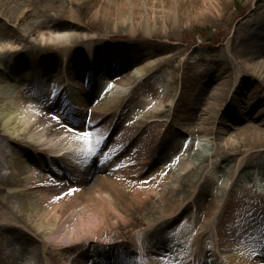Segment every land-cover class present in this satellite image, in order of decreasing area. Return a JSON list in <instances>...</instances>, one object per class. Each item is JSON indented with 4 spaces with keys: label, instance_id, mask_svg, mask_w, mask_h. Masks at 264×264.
<instances>
[{
    "label": "bare ground",
    "instance_id": "obj_1",
    "mask_svg": "<svg viewBox=\"0 0 264 264\" xmlns=\"http://www.w3.org/2000/svg\"><path fill=\"white\" fill-rule=\"evenodd\" d=\"M0 1V16L9 15L12 23L32 12L66 19L63 25L55 21L46 26L43 46L28 49L25 65L0 46V136L6 140L0 147L11 151L7 172L0 177V242L4 233H14L23 255L27 246L39 248L42 264H129V259L137 264H264V172L257 169L258 177L251 180L258 162L237 153L242 139L264 148L263 89L247 108L241 106L240 95L241 75L249 72L264 81V15L259 5L253 17L236 27L229 48L234 56L204 106H197V97L190 112L178 116L155 109L173 99L156 83L146 85L156 65L134 72L133 56L141 47L145 52L154 35H166L183 22L223 21L229 0H96L92 15L107 17L112 31L125 27L134 38L138 31L145 35L143 42L130 41L111 51L98 48L97 54L92 51L98 42L75 10L82 0ZM35 1L46 4L34 7ZM8 3L12 6L6 12ZM77 42L81 49H73ZM54 59L60 60L59 70L52 69ZM133 86L141 91L143 110L124 124L119 110ZM73 108L91 117L89 126L63 127L61 121ZM233 110L240 118L226 121ZM197 112L198 122L191 123ZM163 118L177 122L185 134L208 140L185 143L165 134L161 144L172 149L162 154L151 145L149 128ZM246 121L253 122L239 128L233 140L217 141L224 132L222 122L226 130ZM85 147L92 154L82 160ZM218 173L227 176L224 185ZM214 185L219 186L217 193L210 189ZM10 198L17 201L12 208L6 204ZM146 206L143 217L132 215ZM118 220L145 227L134 231L129 243L115 236L109 242ZM181 221L185 223L177 229ZM128 232V226L121 230ZM58 254L65 256L63 263H58ZM10 258L0 249V264Z\"/></svg>",
    "mask_w": 264,
    "mask_h": 264
},
{
    "label": "rangeland",
    "instance_id": "obj_2",
    "mask_svg": "<svg viewBox=\"0 0 264 264\" xmlns=\"http://www.w3.org/2000/svg\"><path fill=\"white\" fill-rule=\"evenodd\" d=\"M95 1L96 0H82L80 5L75 6L79 22L87 29L89 33L92 34L93 39L98 42L96 46L93 47L92 53L97 54L96 49L98 48L106 51L116 50V48H121L125 46V44H128L130 41L132 42L134 40V42H143L145 35L142 32L138 31L137 36L134 38V35L129 33L125 27L121 28L119 31H112L111 26L107 22V17H94L91 13V8L92 5L95 4ZM99 3L100 2H97V4ZM35 4L36 5H34V7L43 8L46 3H38L35 1ZM256 5H259L258 7L261 8L260 14L264 15V0H229L228 12L226 13L223 21H214L211 18H208V20L195 23L183 22L180 24V26H176L173 31H169L166 35L163 33H157L154 35L151 41H148V43L144 46L148 47L145 52L143 51L142 47L139 50H136V54L133 56L135 59L132 62V70L134 72L140 73V71L148 65H156L154 70L151 72L150 77L146 79V85L156 83L161 90L167 93L170 99H173L171 105L169 103H164L162 106L156 105L155 109L165 110L169 113L175 112L178 116H181L190 112L189 105L197 97L199 98L197 106H204V102L208 97V93L215 89L218 85V77L219 75H222L221 71L226 65V61L230 58L232 59L234 56L232 50H229V48L231 46L230 44L232 43V39L236 36V27L241 22L253 17V14L256 10ZM10 6H12V4L8 3L3 6V9L8 12ZM8 20L9 24L7 25L5 21L8 22ZM40 20L44 21L41 26L37 25V21ZM65 20L66 19L64 18L53 19L32 12L29 14H24V16L18 18L16 23H12L13 21H11L9 15L0 16V46H6L9 48L11 53L9 56L15 58L16 60L20 58L19 61L22 60L20 63H24L25 65L27 61H29L28 55L26 54L28 49L32 45L40 46L43 44L44 37L42 33L45 31L46 26L54 24L55 21L56 24L63 25L66 22ZM7 26H10V28ZM30 30H33L34 33L29 34ZM262 36L264 37V34ZM167 39H169L171 42H166L165 40ZM76 44H80V42L75 43V45ZM79 47L80 45H76L73 49ZM79 49H81V47ZM262 51H264V48ZM148 52H151L152 56L146 57L145 53ZM169 54L173 55L167 57ZM238 55H242V53L240 52ZM248 58L250 59V57ZM40 61L41 60H38V62ZM60 64V60L54 59L51 65L53 66L52 69L59 70ZM23 69L26 70L27 67H23L21 70ZM239 69L244 70L241 67ZM230 71L234 72L232 67ZM241 76H244L241 82V84H243L242 93L240 94L243 96L241 106L247 108L249 106L248 103L252 104L255 99H258L256 95L260 89H263L264 92V81L255 78L249 72L248 74H243ZM144 79L142 80L144 81ZM109 89L110 88H108L106 91ZM140 93L141 91L138 86L132 87V90L124 99L120 107L118 116L120 122L124 124L128 123L129 121L132 122L133 118L136 117L137 112L143 110V98ZM153 101H156V99ZM222 102L223 101L220 100V102L217 103L219 107L223 104ZM175 106L178 108L177 110H175ZM256 108V111H258L260 110L261 106L258 105ZM234 113V110L231 111V114H228V120L226 121H229V119L231 120V117L232 120H237L240 118V116L236 117L233 115ZM198 114L199 113L197 112L194 115V117L197 118L191 123L198 122ZM48 116L52 117L53 113H50ZM251 116L250 120H252L254 117L253 114H251ZM175 120L177 121V118ZM171 121L172 119L170 118H163L158 120V126L152 125L149 128L150 143L152 146L157 147V150H159L160 153H169L171 151L170 149H172V147L161 144L162 137L165 134H170L174 136L173 138L176 140H181L185 143H197L208 140V138L204 137L203 135H189L179 131L181 127L177 124V122H172L170 124ZM61 122L63 123L64 128L65 125L67 126V123H70V125L87 127L90 125L92 120L88 115L79 113L78 109L73 108L71 114L66 115V121ZM252 122L253 121H246V123H239L238 125L234 126L236 127L235 129L229 128L228 126L226 130L224 128L225 123L222 122L221 127L224 129V132L222 137L217 139V141L224 142L225 140L229 139L233 140V136L239 128ZM167 125H169V127ZM106 126L107 124H104L103 128ZM218 132L221 133L219 130ZM100 136H102L101 132L97 138H100ZM213 136L215 137V135ZM255 141L256 140L253 139L252 143ZM4 143H6V140H4L3 136H0V145ZM249 143L250 140L242 139L240 147L238 148L239 151L237 153L244 154L248 158L253 159V161L258 162L256 166H252V171L250 172L252 180L253 178L258 177V170L262 173L264 172V148L260 149L257 147H251L248 146ZM90 149L91 147L82 148V160L84 155L88 156L92 154L89 152ZM193 151H196V147L195 150H192V152ZM94 153L96 154V157L99 156L97 149L94 150ZM234 153L235 150L233 149L229 151L231 168L234 164L232 160V157L235 155ZM10 154V150L5 148L2 149V147H0V177L7 172V159ZM137 162L139 163L138 160ZM217 175L220 176L219 180H223L222 183L224 185L227 180V176L224 173H218ZM262 179H264V176ZM135 182L136 181H132L130 183V191L134 190ZM136 187L138 188L139 184L136 183ZM210 189L213 193H217L219 186L214 185V187H211ZM6 204L12 208L15 204H17V201L14 198H10ZM147 208L148 206H146L143 211H139V213L133 210L132 215L134 217H143ZM251 218L254 219L253 213ZM113 221H115V219H113ZM184 223L185 221H181L177 229H180ZM129 224L130 221L123 223L118 220L116 227L113 229V233H110L109 235L110 238L108 241H113V238L111 237L115 236L117 237L118 241L129 243L133 232L145 227L144 224H142V226L135 227H131ZM126 226H128L129 232L124 235L121 233V230ZM108 231L110 232V230ZM4 234L5 235H1L2 240L0 242V249L5 252L6 255L9 254L12 256L10 261H8V264H42L41 262L43 256L36 245L27 246L28 252L26 255H23V252L19 250V244L16 243V241H13L14 233ZM60 244L61 246H64L66 245V241H63ZM55 250H57L56 253L59 252V248H56ZM56 258L58 263H63L65 261V256L62 254H58ZM23 259L24 262H22ZM204 264L207 263L204 262Z\"/></svg>",
    "mask_w": 264,
    "mask_h": 264
},
{
    "label": "snow or ice",
    "instance_id": "obj_3",
    "mask_svg": "<svg viewBox=\"0 0 264 264\" xmlns=\"http://www.w3.org/2000/svg\"><path fill=\"white\" fill-rule=\"evenodd\" d=\"M85 135H89V133H85ZM74 191H75V189H72V190H70L69 193H67V194H72Z\"/></svg>",
    "mask_w": 264,
    "mask_h": 264
}]
</instances>
